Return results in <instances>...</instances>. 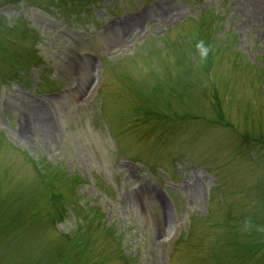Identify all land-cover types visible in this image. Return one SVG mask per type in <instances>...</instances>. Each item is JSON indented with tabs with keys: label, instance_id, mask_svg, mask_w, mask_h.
<instances>
[{
	"label": "rangeland",
	"instance_id": "1",
	"mask_svg": "<svg viewBox=\"0 0 264 264\" xmlns=\"http://www.w3.org/2000/svg\"><path fill=\"white\" fill-rule=\"evenodd\" d=\"M263 234L264 0H0V264H264Z\"/></svg>",
	"mask_w": 264,
	"mask_h": 264
},
{
	"label": "bare ground",
	"instance_id": "2",
	"mask_svg": "<svg viewBox=\"0 0 264 264\" xmlns=\"http://www.w3.org/2000/svg\"><path fill=\"white\" fill-rule=\"evenodd\" d=\"M163 8L164 7L162 5L157 6L156 10L152 13L153 14L152 16H154L155 14H159L162 11ZM144 14L139 16V17H136V18H131L127 22L117 23L116 24L117 26L114 25L115 27L114 26H110L108 29L104 30L103 32L109 31V33H110L108 35L109 36V40L116 41L122 35V28H123L122 26L125 27L129 23L132 28H135V29L138 28L141 25L142 17L144 16ZM55 100H57V99H55ZM55 100L53 99V101H55ZM41 102H44V101H41Z\"/></svg>",
	"mask_w": 264,
	"mask_h": 264
}]
</instances>
